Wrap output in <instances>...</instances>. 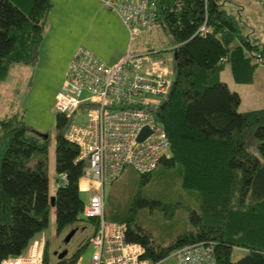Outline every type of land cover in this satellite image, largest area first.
<instances>
[{
  "label": "trees",
  "instance_id": "obj_1",
  "mask_svg": "<svg viewBox=\"0 0 264 264\" xmlns=\"http://www.w3.org/2000/svg\"><path fill=\"white\" fill-rule=\"evenodd\" d=\"M157 1L159 30L169 48L177 46L172 88L154 113L170 141V157L160 166L174 171L179 191L190 196V228L161 244L141 227L131 228L132 215L109 222L125 223L127 241L141 245L143 259L151 264L198 243H212L216 264H264V109L239 112V95L220 80L228 65L235 83L251 84L258 65L249 53H264V48L245 39L236 18L217 0ZM51 9V0H0V81L13 65L37 61ZM205 16L210 33L195 35ZM146 50L155 52L153 59L163 58L161 51ZM56 126L59 131L66 128L58 113ZM63 134L56 141L51 194L48 140L32 134L15 115L0 121V264L21 255L46 231L51 207L58 234L81 222L97 228V220L82 217L79 183L86 162L77 161V146ZM152 173L140 175L141 182H148ZM137 206L158 205L141 201ZM84 247L59 263L75 264ZM234 251L241 254L237 260L232 259Z\"/></svg>",
  "mask_w": 264,
  "mask_h": 264
},
{
  "label": "built area",
  "instance_id": "obj_2",
  "mask_svg": "<svg viewBox=\"0 0 264 264\" xmlns=\"http://www.w3.org/2000/svg\"><path fill=\"white\" fill-rule=\"evenodd\" d=\"M97 1L121 21L128 35L127 51L115 64L107 65L88 49L79 48L68 64L54 106L66 120L63 138L77 146V161L86 162L79 190L93 193L82 209L84 219L97 220V228L88 239L93 248L89 264H151L143 259L141 245L127 241L125 223L106 221L104 189L127 168L148 175L157 170L162 159L170 157L169 138L154 113L172 88L173 61L153 59L155 52L132 48L134 42L161 28L157 0ZM254 1L264 8V0ZM209 33L205 16L195 35ZM176 49L173 46L167 52ZM249 56L264 68V53L253 50ZM144 128L149 134L139 142ZM65 180L62 176L61 181ZM46 243L43 232L21 255L2 264H44ZM171 257L176 264H216L212 243L181 248Z\"/></svg>",
  "mask_w": 264,
  "mask_h": 264
},
{
  "label": "rangeland",
  "instance_id": "obj_3",
  "mask_svg": "<svg viewBox=\"0 0 264 264\" xmlns=\"http://www.w3.org/2000/svg\"><path fill=\"white\" fill-rule=\"evenodd\" d=\"M217 2L222 4L228 14L236 18L245 39L252 45L264 48L263 7L254 0ZM52 3L37 61L30 66L13 65L7 78L0 81V121L6 115H15L32 134L48 140V178L51 194L55 190L56 141L65 131L57 129L54 102L68 64L79 48L93 50V47H96L99 50L106 48L112 51L116 47V39H120V36H117L120 32L118 25L113 22L118 18L97 1L52 0ZM169 46V41L161 30H156L132 44L136 51L152 47L161 51L163 58H171V61H174L176 51L166 52ZM220 79L231 91L239 95V112L264 109V68H255L251 84L235 83L228 65L221 71ZM80 116L85 118L84 110H80ZM178 184L176 173L162 166L151 174L146 183L141 182V176L134 170L127 168L113 185L104 189L105 219L119 221L132 215L131 228L141 227L150 234L154 242L168 244L190 228L188 211L194 208L190 196L186 192L181 193ZM92 194L80 192L84 204L89 202ZM141 201L155 202L158 206L140 208L137 204ZM73 229H77L76 234L68 245H64L63 240ZM92 231L91 224L81 222L58 234L55 228V211L51 207L49 225L44 232L48 244V259L44 264H57L53 253L59 249V245L68 250L66 260L69 261L83 242H86L87 246L80 252L78 260L80 264H89L93 248L88 244V239ZM240 256V252L234 251L232 259L237 260ZM156 264L176 262L170 256Z\"/></svg>",
  "mask_w": 264,
  "mask_h": 264
},
{
  "label": "crops",
  "instance_id": "obj_4",
  "mask_svg": "<svg viewBox=\"0 0 264 264\" xmlns=\"http://www.w3.org/2000/svg\"><path fill=\"white\" fill-rule=\"evenodd\" d=\"M97 1V0H95ZM52 2V0H51ZM98 2V1H97ZM99 3V2H98ZM100 4V3H99ZM52 7H53V3H52ZM105 8V7H104ZM107 9V8H105ZM108 10V9H107ZM109 12H111L110 10H108ZM112 14H114L113 12H111ZM114 16H116L114 14ZM116 18H118L116 16ZM118 20V21H117ZM115 21H113L115 24L118 25V28L120 30V32L118 33L117 36H120V39H116V47L112 50V51H109L108 49H100L99 48H96V47H93V50L90 49L89 51H91L93 54H95L96 56H98L105 64L107 65H113L115 64L123 55H125L126 51H127V47H128V36H127V32L125 30V28L123 27L122 23H120L121 21L119 19H117ZM120 24V25H119ZM122 26V27H121ZM43 43V42H42ZM42 45V44H41ZM41 48V46H40ZM138 50V49H137ZM142 51H145V50H139V52H142ZM39 52H40V49H39ZM97 53H110V54H107V55H98ZM162 59H167V58H162ZM161 60V59H160ZM230 68V67H229ZM221 80V79H220ZM234 81V80H233ZM222 82V81H221ZM224 83V82H223ZM227 85V84H226ZM95 232V229L93 227V231H92V234L90 235V237L94 234ZM87 241V240H85ZM85 243V244H84ZM84 244V245H83ZM87 246V243L86 242H83L81 244V246ZM46 246H47V243H46ZM55 257V256H54ZM71 259V258H70ZM69 259V260H70ZM79 262V260H78ZM57 264H60L59 261L57 260L56 261ZM75 264H80V263H75Z\"/></svg>",
  "mask_w": 264,
  "mask_h": 264
},
{
  "label": "water",
  "instance_id": "obj_5",
  "mask_svg": "<svg viewBox=\"0 0 264 264\" xmlns=\"http://www.w3.org/2000/svg\"><path fill=\"white\" fill-rule=\"evenodd\" d=\"M176 59V56H174V60ZM149 134V131L147 128H144L142 130V132L139 135V142H141L142 140H144V138ZM54 201V198H51V202ZM76 230L77 229H73L71 230L65 237V239L63 240L64 245H68L69 242L71 241V239L74 237V235L76 234ZM54 256L57 257L58 261H62L63 259L66 258V256L68 255V250L65 248L61 253L57 254V252L53 253Z\"/></svg>",
  "mask_w": 264,
  "mask_h": 264
},
{
  "label": "flooded vegetation",
  "instance_id": "obj_6",
  "mask_svg": "<svg viewBox=\"0 0 264 264\" xmlns=\"http://www.w3.org/2000/svg\"><path fill=\"white\" fill-rule=\"evenodd\" d=\"M59 246H60V245H59ZM59 246H58L59 249L57 248L58 250H55V252H57V254L61 253V252L65 249V247H64V248H61V247H59ZM60 248H61V249H60ZM55 252H54V253H55ZM55 257H56V256H55ZM56 259H57V257H56Z\"/></svg>",
  "mask_w": 264,
  "mask_h": 264
},
{
  "label": "bare ground",
  "instance_id": "obj_7",
  "mask_svg": "<svg viewBox=\"0 0 264 264\" xmlns=\"http://www.w3.org/2000/svg\"><path fill=\"white\" fill-rule=\"evenodd\" d=\"M65 259H66V258H65ZM63 260H64V259H63ZM63 260H62V261H63Z\"/></svg>",
  "mask_w": 264,
  "mask_h": 264
}]
</instances>
